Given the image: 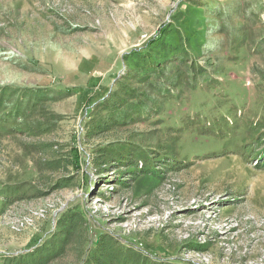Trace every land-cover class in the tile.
<instances>
[{"label":"rangeland","instance_id":"obj_1","mask_svg":"<svg viewBox=\"0 0 264 264\" xmlns=\"http://www.w3.org/2000/svg\"><path fill=\"white\" fill-rule=\"evenodd\" d=\"M101 235L264 264V0H0V264Z\"/></svg>","mask_w":264,"mask_h":264},{"label":"trees","instance_id":"obj_2","mask_svg":"<svg viewBox=\"0 0 264 264\" xmlns=\"http://www.w3.org/2000/svg\"><path fill=\"white\" fill-rule=\"evenodd\" d=\"M97 244L94 247V251L87 259L83 262V264H148V258L146 256H141L136 254L132 256H126L124 258L114 257V242L111 239L106 237L105 235H101L99 239L96 241ZM125 249V248H122ZM136 253V252H135ZM129 257V258H127ZM20 264H28V263H20ZM150 264H158L157 262H153Z\"/></svg>","mask_w":264,"mask_h":264}]
</instances>
